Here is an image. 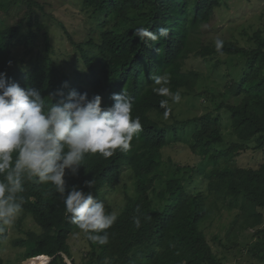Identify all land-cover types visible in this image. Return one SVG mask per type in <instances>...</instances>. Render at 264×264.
Returning <instances> with one entry per match:
<instances>
[{"label":"trees","instance_id":"16d2710c","mask_svg":"<svg viewBox=\"0 0 264 264\" xmlns=\"http://www.w3.org/2000/svg\"><path fill=\"white\" fill-rule=\"evenodd\" d=\"M222 1L83 0L84 5L95 14L109 16L115 13L118 26L131 20L132 11L147 9L148 12L140 16L145 19L144 27L153 32L160 27L169 29L168 37L157 42L144 43L135 37L134 29L140 26L123 31L102 28L98 42L94 39L72 42L89 71V80L84 85L79 81V73L73 80L52 58L50 36L40 21L39 11L44 10V5L37 0H0V11L8 14L15 8L27 6L25 16L17 24H6L0 20V73H6L9 81L18 82L21 87L39 89L47 106L59 99L49 94L63 88L65 81L68 82V87L63 88L65 95L72 90L87 92L89 99L99 94L105 108L114 103L111 99L113 93L126 89L133 98L132 116L140 117L142 131L131 142L130 151L124 153L117 150L107 159L99 153L86 154L78 175L66 173L67 191L77 186L85 192L91 191L99 199L105 187L114 189L120 182L123 167L131 168L141 178L156 170L169 131L149 115L151 111L164 114L160 100L166 99L152 92L151 75H170L168 86L172 92L182 88L194 90L200 73L196 70L183 71L184 62L191 56L212 59L223 55H241L248 60L250 70L232 85L234 96L244 94L242 101L223 104V107L230 112L231 125L239 140L256 138L258 147H264V30H258L252 37L256 47L247 48L234 41H225L220 53L216 51L215 44L195 40L201 27L212 18ZM41 35L45 39V59L43 62L27 60L34 53ZM17 46L24 48L19 60L14 57ZM169 105L172 110L171 100ZM190 121L201 123V129L195 133L196 145L202 147L205 154L204 139L222 141L219 117L207 113ZM242 149V144L235 142L224 149H214L209 155L210 159L223 160V164L211 174L208 184L210 202L207 201L208 195L190 193L184 180L176 178L169 180L160 192L161 208L155 209L153 196L157 191L153 187L154 179L146 184L140 182L139 196L128 198L124 211L106 230L109 243L99 245L86 236L91 248L90 264H104L105 258L110 264H222L209 243L202 223L222 207L233 208L234 205L228 204V201L241 197L244 198V205L235 220L238 232L256 228L264 219L260 210L264 208V162L257 169L237 166L235 157ZM88 180L94 181L93 188L85 185ZM20 195L24 199L22 211L29 214L41 230L28 231V237L16 240V245L26 247L27 259L48 255L52 257L48 264H68L64 262V254L72 257L68 240L79 229L68 221L63 197L53 185L31 181L25 183V191ZM134 216H139L141 227H135ZM257 232L264 233V229ZM6 236L5 230L2 238ZM228 238L232 240V235ZM139 251L141 255L137 257ZM248 252L253 259L264 264V239L252 244ZM0 264H3L1 257Z\"/></svg>","mask_w":264,"mask_h":264},{"label":"rangeland","instance_id":"374dc122","mask_svg":"<svg viewBox=\"0 0 264 264\" xmlns=\"http://www.w3.org/2000/svg\"><path fill=\"white\" fill-rule=\"evenodd\" d=\"M37 1L44 5V10L39 11L40 21L50 36L52 58L73 80L79 73V81L84 85L89 80V71L72 42H86L89 39L98 42L102 28L123 31L135 26H145V19L140 16L148 12L147 9L132 11L131 20L118 26L115 13L109 16L95 14L84 5L83 0ZM26 9L27 6L24 5L13 9L9 14L0 11V20L6 24H17L25 16ZM260 29L264 30V0H223L212 18L201 27L195 40L214 45V41L219 38L224 42L234 41L241 46L254 48L257 44L252 41V37ZM23 49L22 46L15 48L14 57L17 60L23 55ZM100 58L101 56L97 59V64ZM29 59L33 62H43L45 59L44 35H41L34 53L27 57ZM189 70L200 73L194 90H180L181 102H171L172 110L167 118L157 111L149 113L151 118L166 126L169 131L167 144L158 158L159 166L153 173L142 178L137 177L131 168L123 167L121 180L115 188L105 187L99 195L107 213L115 211L117 216L120 215L128 203V198L139 196V183L146 184L152 179L153 187L157 191L153 196L155 209L160 210L162 200L159 194L172 179H183L185 188L190 193L208 195L212 171L223 164V160L210 159L209 155L214 149H224L235 142L243 146L235 157L237 166L257 169L264 162V147H258L256 138L249 141L239 140L231 125L230 112L223 107V104H237L242 101L244 94L234 96L232 85L239 82L250 70L248 60L241 55H223L212 59L191 56L183 65V71ZM207 113L219 117L222 141L210 142L204 139L202 144L207 150L205 154L202 147L196 145L195 133L201 129V123L190 120ZM207 142L209 143L206 144ZM207 201H211L209 195ZM231 203L233 208L222 207L219 212L212 214V218L202 223L215 255L222 264H262L250 256L248 249L257 240L264 239V233L257 232L258 229H264V219L260 226L238 232V222L235 223V220L244 205V198L229 200L228 204ZM260 210L264 215V208ZM30 230L40 232L41 229L29 214L22 211L13 226L6 229V238L3 239L0 234V257L3 264H30L33 259L26 258V247L15 243L20 238H27ZM229 235H232V240H229ZM68 241L72 257L64 254V262L90 264L91 248L86 234L81 230L76 231L70 235ZM140 255L141 252H137V257Z\"/></svg>","mask_w":264,"mask_h":264},{"label":"clouds","instance_id":"9594fccd","mask_svg":"<svg viewBox=\"0 0 264 264\" xmlns=\"http://www.w3.org/2000/svg\"><path fill=\"white\" fill-rule=\"evenodd\" d=\"M133 35L144 43L157 42L168 37L169 29L160 27L153 32L140 26ZM214 44L220 53L224 41L217 38ZM170 79L167 73L151 75L152 92L166 97L160 100L165 118L171 111L169 100L179 104L182 99L179 90H170ZM67 87L65 81L63 88ZM63 88L49 94L59 99L47 106L39 89L21 87L0 73V234L13 226L22 212L24 199L20 194L31 181L53 185L63 197L68 221L93 243L105 245L109 243L106 230L116 222L117 213H107L104 202L91 191L77 186L67 191L65 176L67 172L78 175L86 154L99 153L107 159L117 150L130 151L142 123L139 116H132L133 98L126 89L113 93L114 103L105 108L99 94L89 99L87 92L72 90L65 95ZM85 185L95 186L93 180ZM133 223L141 227L139 216L133 217ZM104 264H110L107 258Z\"/></svg>","mask_w":264,"mask_h":264},{"label":"bare ground","instance_id":"6f19581e","mask_svg":"<svg viewBox=\"0 0 264 264\" xmlns=\"http://www.w3.org/2000/svg\"><path fill=\"white\" fill-rule=\"evenodd\" d=\"M50 261V257L48 255H42L35 259H33L30 264H48Z\"/></svg>","mask_w":264,"mask_h":264},{"label":"water","instance_id":"95a60500","mask_svg":"<svg viewBox=\"0 0 264 264\" xmlns=\"http://www.w3.org/2000/svg\"><path fill=\"white\" fill-rule=\"evenodd\" d=\"M51 260H52V257H50V261H51ZM50 261H49V262H50Z\"/></svg>","mask_w":264,"mask_h":264}]
</instances>
